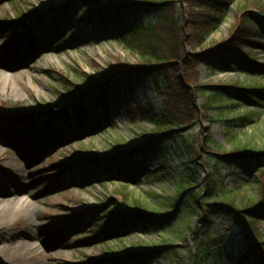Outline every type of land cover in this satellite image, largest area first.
Segmentation results:
<instances>
[{
    "label": "rangeland",
    "instance_id": "1",
    "mask_svg": "<svg viewBox=\"0 0 264 264\" xmlns=\"http://www.w3.org/2000/svg\"><path fill=\"white\" fill-rule=\"evenodd\" d=\"M94 1H99L101 11L123 3ZM257 1L235 0L223 23L203 45L188 42L186 51L198 53L213 43L225 42L239 10ZM134 2L140 4L138 20L143 26L156 21L155 15L145 13L141 0ZM173 2L175 18L181 24L192 1ZM87 14L84 0H0V193L7 196L0 213L6 205L13 209L0 221V264H113L116 256L124 254L122 248L129 251L126 264H133L132 259L149 248L154 259L148 264H165L162 260L189 264L188 247L193 245L189 234L197 218L185 213L178 216L175 209L164 208L175 195L177 178L191 175L200 182L205 171L211 170L215 158L210 154H202L197 164L190 163L203 142L212 152H229L238 144L263 150L264 103L255 111L252 125L243 131L234 126L230 129L234 138L229 141L223 120L250 112L253 100L247 95L242 99L226 97L217 106L209 102L215 92L208 89L195 101L200 108L195 124L151 146L155 124L150 118L165 116V89L157 91L152 77L135 72L145 57L141 51L108 41V37L117 38L115 29L110 25L94 28V18L85 21ZM58 16L60 23H55ZM241 52L264 65V53L259 50L243 48ZM194 73L199 84L207 87L264 86V77L251 79L237 65L226 72H211L201 64ZM65 78L77 93L75 100L63 97L69 85ZM108 80L120 83L123 89L118 102L107 111L108 125L94 132L85 126L82 133L76 127L71 133L64 113L69 102L82 101L95 85ZM237 101L246 102V107H236ZM16 114L27 119L10 126L7 117ZM122 152H141L140 158L152 174L139 177L134 185H124L114 166L102 175L100 169L89 165L94 159L108 162ZM219 171L227 190L237 189L238 197L247 190L258 198L251 182L256 172L245 163L220 166ZM21 174L27 175L23 182ZM124 186L130 194L128 202L113 193ZM134 199L156 208L160 218L169 216L171 231L155 225L119 232L120 213L126 212ZM182 206L180 198L181 211ZM100 226H105L103 233H99ZM251 226L255 241L264 243V221L251 222ZM184 236L187 244L181 241ZM162 237L175 238L172 250L160 246ZM23 243L26 248L22 251ZM232 247L228 243L220 248L221 259L234 258ZM255 249L260 250L255 256L263 255L264 245Z\"/></svg>",
    "mask_w": 264,
    "mask_h": 264
},
{
    "label": "trees",
    "instance_id": "2",
    "mask_svg": "<svg viewBox=\"0 0 264 264\" xmlns=\"http://www.w3.org/2000/svg\"><path fill=\"white\" fill-rule=\"evenodd\" d=\"M121 1L123 3H116L101 11L99 1L84 0L88 10L85 21L90 23L94 18L100 26H112L117 35L113 41L124 47L141 51L145 55L142 67L135 72L145 78L152 77L157 91H160V88L165 89V116L150 118L155 124L153 130L155 139L151 142V146L158 145L174 133L192 127L199 108L195 101L208 89L215 92L209 96V102L217 106L222 105L226 97L245 98L247 95L248 99L253 100L254 107L250 112L234 120H223L229 141H233L234 138L230 134L233 126L243 131L253 124L255 111L263 107L264 86L207 87L199 84L194 71L201 64H204L211 72H226L237 65L239 71L251 79L264 77V65L257 63L255 56L250 58L241 52V49L247 48L264 53V2L262 0L252 2L239 10L236 23L228 31L225 42L213 43L198 53L186 51L188 42L192 41L202 46L205 38L223 23L226 13L235 0H191L189 5L191 8L181 24L175 18L173 0H141L145 13L156 16L154 23L148 22L145 26L138 20L140 4H136L134 0ZM60 12L59 10L58 13ZM60 18V16L55 18V23H60ZM120 35L122 36L118 37ZM66 79L65 81L69 84L65 88L68 94L63 97L66 100L71 98L75 100L77 93L72 90L70 80ZM95 86V90L83 96L82 101L75 102L64 112L65 125L71 133L76 127L82 133L85 126L94 132L100 130L103 125H108L107 111L111 105L118 102L123 89L120 83L112 80ZM243 101H237L236 107L245 108L247 104ZM203 109L208 110L209 106H204ZM19 120H26V118L17 114L7 117L10 126H16ZM205 140L210 143V136H206ZM140 153L122 152L108 162L94 159L88 164L95 169H100L102 175H107L109 166L112 165L116 169V177H122L124 185H134L139 177L152 174L140 158ZM202 154L214 156L215 163L211 170L205 171V178L200 182H196V176L189 175L185 178L180 175L177 178L175 195L172 196L169 204L164 206V208L175 209L178 216L185 213L197 218L196 225L189 234L193 239V245L188 247L191 251L189 264H264L263 252V255L255 256L259 250L255 249L256 246L263 248L264 243L255 241L253 236L256 232L251 226V222L253 225L260 220L264 221V149L256 150L249 145L238 144L229 152H212L203 142L190 163L197 164ZM241 162L245 163L248 169L256 172L257 176L252 177L251 182L257 188L258 198L249 195L247 190L238 197L237 192L235 193L237 189L227 190L223 183L219 167H229ZM125 187L113 193L121 197L124 202H128L130 194ZM180 198L183 199V211L179 208ZM158 215L156 208L147 207L134 199L131 204H128L127 211L120 213L119 232L129 227L155 225H164L165 231H171L167 223L169 216L160 218ZM105 222H108L107 219ZM100 227L99 233H103L105 226ZM173 240L175 238L169 240L162 237L160 246L172 250ZM181 241L187 244L188 237L184 236ZM228 243H232L234 258L227 256L223 260L220 248ZM121 251L124 254L129 252L127 248H122ZM128 258L117 259L113 264L122 262L126 264ZM153 259L154 251L149 248L147 253L137 255L132 260H134L133 264H148ZM162 261L165 264L168 263L166 260ZM153 264L159 263L153 262Z\"/></svg>",
    "mask_w": 264,
    "mask_h": 264
},
{
    "label": "bare ground",
    "instance_id": "3",
    "mask_svg": "<svg viewBox=\"0 0 264 264\" xmlns=\"http://www.w3.org/2000/svg\"><path fill=\"white\" fill-rule=\"evenodd\" d=\"M11 168L13 169V167H11ZM20 177H21V180H22V182H23V181L26 180L27 175H26V174H21ZM4 201H7V199H6V197L3 195V193H0V207L3 206V203H2V202H4ZM12 213H13V209H12V207H11V206L8 207V205H6L5 207H3V212L0 213V221H2V217H3V215L8 214V215L10 216V214H12ZM20 247H21V250L23 251V250H25L26 245L23 243V244L20 245Z\"/></svg>",
    "mask_w": 264,
    "mask_h": 264
}]
</instances>
